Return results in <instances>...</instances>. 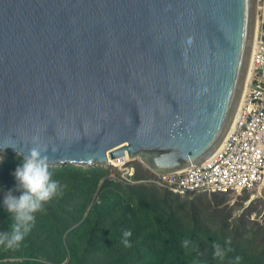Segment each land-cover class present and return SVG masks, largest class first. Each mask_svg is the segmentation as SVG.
Listing matches in <instances>:
<instances>
[{
	"label": "water",
	"instance_id": "obj_1",
	"mask_svg": "<svg viewBox=\"0 0 264 264\" xmlns=\"http://www.w3.org/2000/svg\"><path fill=\"white\" fill-rule=\"evenodd\" d=\"M257 1L0 0V158L200 164L234 118Z\"/></svg>",
	"mask_w": 264,
	"mask_h": 264
},
{
	"label": "trees",
	"instance_id": "obj_2",
	"mask_svg": "<svg viewBox=\"0 0 264 264\" xmlns=\"http://www.w3.org/2000/svg\"><path fill=\"white\" fill-rule=\"evenodd\" d=\"M22 158L6 152L0 160V233L13 222L2 200L10 189L20 195L14 171ZM129 164L134 182L115 166H48L60 192L35 214L18 246L0 244V264H264V246L250 251L252 237L258 242L264 231L250 236L245 213L229 222L222 215L221 234L195 215L187 222L175 212L176 194L145 183L156 175L139 160ZM260 201L264 209V197Z\"/></svg>",
	"mask_w": 264,
	"mask_h": 264
},
{
	"label": "built area",
	"instance_id": "obj_3",
	"mask_svg": "<svg viewBox=\"0 0 264 264\" xmlns=\"http://www.w3.org/2000/svg\"><path fill=\"white\" fill-rule=\"evenodd\" d=\"M257 19L247 91L236 108L234 124L221 147L201 164L156 174L146 182L181 195L241 194L264 188V0L262 7L257 5ZM129 163L120 166V170L124 179L134 182L136 170Z\"/></svg>",
	"mask_w": 264,
	"mask_h": 264
},
{
	"label": "clouds",
	"instance_id": "obj_4",
	"mask_svg": "<svg viewBox=\"0 0 264 264\" xmlns=\"http://www.w3.org/2000/svg\"><path fill=\"white\" fill-rule=\"evenodd\" d=\"M257 23L258 21L256 19V26ZM45 151L46 149H41L38 146L28 149L27 153L23 155L21 163L14 171L16 180L15 191L20 192V195H13V190L11 189L4 194L2 205L6 211L11 214L13 222L9 225L8 231L0 233V244H5L9 249L18 246L25 239L30 226L35 221V214L41 211L44 204L53 199V197L57 196L60 192L61 186L59 182L52 179V173L49 171L47 156L42 155ZM118 168L120 170V166H118ZM153 173L155 175L159 174ZM148 180L149 179L144 181L146 182Z\"/></svg>",
	"mask_w": 264,
	"mask_h": 264
},
{
	"label": "rangeland",
	"instance_id": "obj_5",
	"mask_svg": "<svg viewBox=\"0 0 264 264\" xmlns=\"http://www.w3.org/2000/svg\"><path fill=\"white\" fill-rule=\"evenodd\" d=\"M258 4L259 7H262L263 0H259L257 5ZM1 159L2 157L0 160ZM111 165L117 166L114 164ZM113 173H115V171H113ZM113 176L115 177V174H113L112 177ZM247 192L246 195H249V197L243 200L242 206V193L226 192L219 195H200L192 197H188L189 194L183 195L184 197L176 194L173 198L177 201L179 200L180 204H177L175 212L187 222H189L194 215L197 216L201 222L209 221V223L212 224L211 229L217 231L218 234H221L219 228L224 224L221 220L222 215H224L229 222L233 220L234 217H238L245 213L244 220L248 226L249 235H259L261 229L264 231V228L260 227L261 225L264 226V209L261 207L262 203L260 201L261 198L264 197V188H258ZM235 205L239 206L234 207ZM257 239L258 242L253 237L251 239L253 243L251 244L250 251L254 253H256L257 250L261 251L264 246V236H259Z\"/></svg>",
	"mask_w": 264,
	"mask_h": 264
},
{
	"label": "bare ground",
	"instance_id": "obj_6",
	"mask_svg": "<svg viewBox=\"0 0 264 264\" xmlns=\"http://www.w3.org/2000/svg\"><path fill=\"white\" fill-rule=\"evenodd\" d=\"M256 19H257V17L255 18V21H254V23H253V34H252V43H251V49H250V54H249V62H248V65H247V68H246V72H245V77H244V81H243V85H242V89H241V94H240V98H239V101H238V105L237 106H239V103H240V101H241V99H242V97L244 96V94L246 93V91H247V86H248V79H249V65H250V56H251V50H252V47H253V44H254V35H255V33H256ZM234 121H235V117H234V120H233V122H232V125H231V128H232V126H233V124H234ZM231 128H230V130H231ZM230 130H229V132H230ZM229 132H228V134H229ZM227 134V135H228ZM227 135H226V137H227ZM225 137V138H226ZM224 138V139H225ZM223 139V140H224ZM222 143H223V141L220 143V145L217 147V149H216V151L220 148V146L222 145ZM126 162H128V160L127 161H125V162H123V163H121V164H115V165H117V166H122V165H124Z\"/></svg>",
	"mask_w": 264,
	"mask_h": 264
}]
</instances>
